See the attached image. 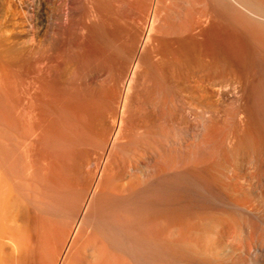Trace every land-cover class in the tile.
<instances>
[{"label": "bare ground", "instance_id": "1", "mask_svg": "<svg viewBox=\"0 0 264 264\" xmlns=\"http://www.w3.org/2000/svg\"><path fill=\"white\" fill-rule=\"evenodd\" d=\"M166 1L148 0L143 14V20L139 22L134 21L133 26L131 25L133 31L131 33L128 32L130 35L127 34V37L131 40L129 43H132L130 44L132 45V51L125 55L122 65L118 64L115 69H110L111 76L116 81V90L114 91H117V94L113 98L110 97L111 94L109 95L110 98L106 99L105 108L101 105L104 111L103 114L105 115L104 119H107L104 125L105 127L103 126L104 129H101V131L99 128V132L96 131L98 133H94V130L91 132L93 133L92 135H90L91 133H86L91 136V141L89 139L90 147L92 149L100 148L106 156L101 157L100 155L98 164L93 165L91 169L84 166L85 170L88 169V171L83 172L86 174H82L84 168L81 165H73L67 171H65L66 168H61L62 165H59L60 167H55L54 165L55 168L49 167L51 172L48 174L49 176H45L46 180L43 178L44 174H42L44 171L40 174L35 173L33 178H30L32 179V189H30L32 193L29 206L32 209V212H30L31 214L33 213V217H29V219H33V226L36 229L35 232L32 231L35 233L33 239L30 238L31 235L29 236L30 233L28 234L27 230L29 226L26 227L27 224L25 223L27 222V214L25 216L27 212L25 211L26 205L22 202L20 203V201H15V196H17L18 200L20 194L12 195L11 190L8 192L5 182L3 183L0 179V264H24L27 258L28 245L31 240H34L33 244L36 247L37 259L34 258L38 260L37 264H264V9H262V12L261 9L258 10L252 7V2L250 6L249 3L242 0H236L238 5H235V1L231 0L232 5L228 4L225 6L226 9L222 8L224 9L225 17H229L231 19L229 20L233 24H236V27L244 33L249 51H251V54L254 53L253 56L255 55V58L257 57L260 70L254 74L249 69L251 68L249 67L250 65L248 66L249 68L246 66L244 59V68L236 71V67H231L232 64L230 65L228 64L229 62L227 63L225 61V58H223L219 50L216 52L221 55L216 53L218 56L211 57V59L209 57L207 58L208 54L206 56L204 55L207 52L204 50L205 48L199 45V40L202 37L200 35L198 37L199 40L196 38L198 34H203L202 32L206 24L208 26L211 23L210 19L212 17L210 16L215 15V6L214 9L213 7H208L206 1V4L204 2L207 6L205 11L200 12L202 9L198 8L200 9L199 11L196 8V12L193 10L197 13L195 15L185 11L183 6H177V3H175V6H173L174 4L170 6ZM217 1L218 5L221 0ZM181 3H183V0ZM236 6L239 8H236ZM219 9L220 5L217 11ZM221 11L219 10L218 12L221 14ZM208 20H210L209 24L207 22ZM129 28L131 27L129 26ZM205 31L210 32L209 28ZM155 32L159 34H157V37L160 35L166 37L167 34H172L184 38L183 41L187 45L183 47V49L186 47L184 49L185 51L180 52L181 60L178 59L180 63L176 61V64L179 63L177 64L178 69L176 71L180 69L179 73H182L181 77L183 80L189 77L188 73H194V77H190V80L188 79V81L194 83V87L192 83L190 85L192 89L189 90L195 95L198 94V96L193 94L196 100L211 97L216 101L217 105L220 103V113H217L216 110L213 113V109L207 107V109L209 108L208 111L211 109L213 116L210 117L208 114L207 119L202 120L204 117H201V119L196 118L190 122L189 133L191 132L192 136V147H189L192 148L191 157L193 165H109V153L117 144L126 145L131 142L132 138L130 136L142 124L139 121L142 111H140L139 107L141 101L140 96L142 84L145 82L146 76H148L147 74L151 72L150 70L153 67L152 58H154L155 53L152 51L156 49L158 42V38L156 39V36H153ZM152 37H154V41L155 39L157 41L154 44L156 46H153L151 42V46H153V50L151 51L148 49V46L150 41H152ZM196 40L198 41V47L200 46L199 48H203V50L196 46ZM149 48L151 47L149 46ZM95 59L93 60L95 61ZM229 60L231 61V59ZM167 62L170 64V61ZM176 64L174 63L175 66ZM165 66H167V69L171 68L169 67L170 65ZM206 69L212 72V76L205 75ZM201 70L205 71V73L203 72L204 75L199 72ZM84 72H86V69ZM196 72L199 73L198 79L195 76ZM194 78H196L195 81L197 80L198 88H196V82L191 80H194ZM221 82H224V84L221 85ZM183 83H185V80ZM193 88L195 90L197 89V93L193 91ZM176 90L178 91V89ZM190 91L189 93H191ZM192 99L194 100V97ZM194 101L192 103H195ZM79 111L80 109L77 110V112ZM81 111L84 112L83 110ZM211 111H209L210 114ZM63 114L65 113L63 112ZM78 117L80 116L78 115ZM83 118L81 119L83 120ZM72 119L74 121V118ZM62 120L64 121V118ZM74 123L73 126L75 127ZM71 128L73 127L71 126ZM81 130L84 131V129ZM147 130L149 129L147 128ZM61 134H63V131ZM56 135L58 137V134ZM56 135L54 136L56 137ZM73 136H71V139ZM237 138L240 140L239 144L241 145V152L237 159V164L227 165L226 167L222 165L225 169L222 166L220 168L218 164L205 165L207 164L206 162H209L208 160L212 155L213 149H216L219 145L216 146L217 143H223L222 146L227 144L226 147L228 146L233 152V142ZM74 139L77 140L76 137ZM59 140L61 143L62 139ZM53 142L58 143V140ZM75 143L73 142L74 145ZM82 148H84L85 153L86 148L83 146ZM229 149L227 150L229 151ZM227 150L225 151L227 152ZM152 157L154 158V156ZM21 166H19V171ZM38 167L37 165L36 170H38ZM46 168L47 172L45 173H48V166ZM174 169L191 174L197 183L202 184L203 187L207 186L209 189L207 191L211 194L209 196L210 199L203 201V199L197 197L199 202L193 203L190 200L191 204L186 208L183 207L185 210L182 209V212L172 210L171 208V210L168 209L169 211L165 210V212H162L164 211L162 206V211L159 208L157 209L158 193L153 183L160 174ZM2 172L4 171L2 170ZM68 174L70 175L69 178H67L69 176ZM23 180L20 181L22 182ZM16 181L18 183L17 179ZM174 182L175 186L177 183L176 181ZM178 183H181V181H178ZM25 184L23 183L24 186H26ZM193 184L195 185V183ZM20 186H18L19 188L17 190L20 189ZM140 187L145 189V192L143 191L145 193V202L142 208L144 218H142V221H144V224H142L144 226L143 231L146 237V246L143 253L135 250L137 248L139 249V246L141 247L138 239L135 242L139 245H136L133 241L135 237H131V243V238L129 237L130 239L128 240L125 236V226L122 224V218L124 217H121L123 215L122 213L119 214V209H123L122 205L125 203L123 201L126 200L124 195H129L133 190H137ZM184 188L187 189V187ZM24 193H22L23 196H25ZM136 194L137 192L135 191ZM185 194L187 193L185 192ZM109 197L114 198L112 206L109 205ZM9 202L11 205L13 203V209L8 208V205L10 207ZM169 207H172V205H169ZM27 208L29 209V207ZM127 215H130V213ZM51 217H55L56 224L54 222L55 225L50 228L52 224L50 225L51 222L48 223V221H51ZM127 218L125 217V219ZM9 219L10 221L13 220V223L8 222ZM45 221L49 224V227L48 224H45ZM45 226L47 227L44 228ZM140 227L142 228V226ZM158 228L162 230L160 234L155 232ZM44 229H47V231ZM137 233L135 232V234ZM6 238H8V241L4 240ZM139 239L140 242L144 241L141 238ZM134 247L136 248L134 249ZM27 263L29 262L27 261Z\"/></svg>", "mask_w": 264, "mask_h": 264}, {"label": "rangeland", "instance_id": "2", "mask_svg": "<svg viewBox=\"0 0 264 264\" xmlns=\"http://www.w3.org/2000/svg\"><path fill=\"white\" fill-rule=\"evenodd\" d=\"M206 1L208 7H213V9L216 7V13L215 15L210 16L212 17L211 19L209 18L211 23L210 20H208L207 22L210 24L208 26L206 24L205 26L209 28L210 32L208 33L205 31L207 28L205 29L204 27L205 30L203 29V34H198L196 38L199 40L198 37H200V35L203 38V41L202 38L199 40L201 43H199V45L205 48L204 50H206L207 53L204 51V55L206 56V54H208L207 58L209 57V59H211V57L213 58L214 56H218L216 55V53H218L216 51L219 50L223 58H225V61L227 63L229 62L228 64L230 65L232 64L231 67L237 68H235L236 71H240L244 68V59L246 66L248 67L250 65L249 67L251 68L248 67L250 71L254 72V74L257 73L260 70L257 57L255 58V55L253 56L254 53L251 54V51H249L244 33L238 27H236V24H233L230 21L231 19L229 17H225V13L223 12V10L226 9V5H232L231 0H221L223 3L219 2L218 5L217 0H183V3H181L182 0H167L166 2L170 6L173 4V6H175V3H177V6H183L184 10L188 13L197 15L195 12L198 8L202 9L201 11L198 9L200 12L203 10L205 11V8H207L205 5ZM234 1L236 3L235 5H238L236 0ZM242 1L249 3L250 6L253 3L252 7L257 8L258 10L261 9L262 11V9H264V0ZM147 4L148 0H0V166L3 165L5 167H0V177L2 176L0 179L3 183L5 182L8 192L11 190L12 195L20 194L21 197L19 196L17 200V196H15L16 200H14L17 202L20 201V203L22 202L26 205L25 211L27 212L25 213V216L27 214L26 221L29 224L27 222L25 223L27 224L26 227L29 226L27 230L28 234L30 233L29 236H32H30L31 239H33L35 236L34 232L36 229L33 226V219H29V217H33V213L31 214L32 209H30L31 207L29 206L32 193V190H30L32 189V179L30 178H33L35 173L40 174L44 171V173H42L44 174V177L43 175L41 176L46 180V177L49 176L48 174L51 172L49 167L55 168L60 167L61 165V168H66V170L64 169L65 171H67V169H71L73 165H81L84 168V171L82 170V174H86L83 172L88 171V169H91L93 165L98 164L100 155L101 157L106 156V154L103 153L100 148L92 149L90 147V135L93 134L91 132L94 130V133H98L99 128L101 131V129H104L105 127L104 125L107 119H104L105 115L103 114L104 111L102 107L105 106L107 98H113L115 97V94H117V91H114L116 90V81L115 79L113 80V76H111V70L115 69L118 64L122 65L125 55L132 51V45H130L132 43H129L131 40L127 37V34L128 32L131 33V31H133L132 26L134 21L139 22L140 20H143V14ZM219 5V10H222L221 14L218 12L219 10L217 11ZM236 8L239 7L236 6ZM189 9L191 10L189 11ZM193 10H195V12ZM135 18H137V20H135ZM129 26L131 28H129ZM155 34L153 36H156V39L158 38V42L156 44L157 46L154 45L155 41H157L156 39L154 41V37H152V41H150L149 44L152 49L148 46V49L151 51L153 50V46H156V49L152 51L155 53L153 56L154 58H152L153 67L150 70L151 72H149L151 74H147L148 76H146L145 82L143 83L144 85L142 84L140 96L141 101L139 107L140 111L142 110V116L140 115L139 121H141L140 124H142L135 132L132 133L133 137L130 136L132 140L129 143L131 144L128 143L126 145H122L119 143L109 153V165H193V160L191 157L192 136L191 132L189 133L190 122L196 118L201 119V117H204L202 120L205 118L207 119L208 114L210 117L213 116L215 110L217 113H220L221 104L218 103L217 105L216 101H214V99L211 97H208V99L205 97L206 100L205 98L200 100L195 99V96H198V94L195 95L192 91H190L192 89L190 85H192L193 82L191 83L188 81V79L190 80V77H194V73H188L189 77L184 79L185 83H183L184 80L181 77L182 73H179L180 69L176 71V69H178L177 64L180 63L178 59L181 60V53L186 48L185 47L183 49V47L187 45V43L183 41L184 38L176 35L174 36L172 34H167L166 37L161 35L157 37L159 34ZM203 35L206 37H203ZM197 40L195 43L198 47ZM151 42L153 46H151ZM203 48L199 49L203 50ZM93 59H95V61ZM229 59H231V61ZM167 61H170V64H168L169 62ZM176 61L179 63L176 64ZM165 65H170L169 67L171 68L167 69V66ZM85 69L86 72H84ZM201 71L199 72L203 75L206 71L205 75L212 76V72L207 71V69L205 71ZM198 74L199 73L196 72L195 76L197 79ZM218 75L220 76V74ZM195 79L196 78L191 80L195 81ZM220 84L222 85L224 82H221ZM195 85L196 88L199 87L197 82ZM175 87L178 89V91L175 89ZM189 91L192 94L189 93ZM193 91H196L197 93V89L195 90L193 88ZM106 93L108 94V97ZM192 96L194 97L195 101L192 99ZM102 99H104L103 102ZM193 101L195 103H192ZM207 107L213 109V113L211 109L209 110L211 111L212 115L208 111L209 108L207 109ZM78 109H80L79 112H77ZM63 112L66 114V116L63 114ZM78 115L81 118L84 117L83 120L80 117L77 118ZM63 118L64 121L62 120ZM72 118H74V121ZM73 123L75 127L73 126ZM71 126L73 128H71ZM147 128L149 130H147ZM81 129H84V131ZM62 131L63 134H61ZM86 133L91 134L88 135ZM139 133H141V135H139ZM56 134H58V137ZM54 135H56L57 139ZM71 136H73L72 139ZM75 137L77 140L74 139ZM142 138L144 139L143 141ZM53 139L58 140V143L53 142L55 141ZM59 139H62L61 143L59 142ZM63 140L64 144L62 143ZM239 142L240 140L238 138L234 139L233 152L228 146L226 147L227 144L224 143L225 145L222 146V142V144L217 143L216 146L218 144L219 145L216 147V149L214 148L215 150L213 149L212 155L208 160L209 162L204 164H218L220 168L222 165L225 167L227 165H235L241 152V145ZM50 145H53V147ZM82 146L86 148L85 153ZM88 147L91 149L89 150ZM227 149H229L230 152ZM225 150H227V152ZM79 154H81V156H79ZM83 155L85 159H83ZM151 155L154 156V158ZM20 165H22L20 167L21 172L19 171ZM37 165L39 166L38 170H36ZM88 165L91 167L89 168ZM46 166H48V173H45L47 172ZM84 166H87L88 169L85 170ZM13 168H15V170H13ZM222 168L225 169L223 166ZM2 170L4 172H2ZM179 171L180 170L178 169L168 172L166 171L164 173L167 176L162 173L153 183V186L158 193L156 194L158 197L157 206H159H156V208H159V210L161 209L162 211L163 207L164 211L162 212H165V210L169 211L171 209L182 212L185 210L184 208L191 204V201L193 203L199 202V199H203V201L210 199L209 196L211 194L208 193L209 189L207 186L204 185L206 187L205 188L202 186V184L200 185L197 183L191 174L182 170L180 171V174ZM170 172L172 176L170 175ZM69 177L70 175L67 178ZM174 178L176 179L174 180ZM16 179L18 180V183ZM20 180L23 181L21 182ZM172 180L176 181L177 184H175V186V182ZM178 181H181V183H178ZM166 182L168 183L167 185ZM23 183H26V186H24ZM193 183H195V185ZM20 184H22L24 188L22 185L20 186ZM18 186H20L19 190H17L19 188ZM184 187H187V189ZM143 189V187H140L137 188V190H133L129 195H124L126 200L123 201V197L122 201L123 203L125 202V205L122 203L123 205H121L123 206V209H119V214L122 213L123 215H121V217H124L122 218V224L125 226V236L128 240L131 237H135L133 238L134 242L137 239L139 240L138 242L139 244L141 243V247L139 246V249H135L136 247H134V249L141 253L144 252L146 246V237L144 236L143 231L144 221H142V208L145 202V189ZM26 191H28V194L24 193ZM135 191L137 192L136 195ZM174 192H176L178 195ZM185 192L187 194H185ZM22 193H24L25 196H23ZM197 197L200 198L197 199ZM21 199L23 200L21 201ZM162 199L164 200V203L162 202ZM108 200H110L109 205L112 206L114 198L109 197ZM26 201H28V203H26ZM203 201L201 200V202ZM12 205L10 203L11 208L9 205L8 208L13 209ZM169 205H172V207H169ZM125 206H127V209ZM27 207H29V209ZM126 210L129 211L127 212ZM129 213L130 215H127ZM112 214L114 213L112 212ZM8 217L11 219L10 216ZM125 217L127 219H125ZM54 218L55 217H51V221H48V223L51 222L50 225L52 224L50 228L56 224V219ZM10 219L8 222L13 223V220L10 221ZM48 223L45 221L46 225ZM140 226H142V228ZM46 227L47 226L44 228ZM158 229L155 232L160 234L162 230ZM44 230L47 231V229ZM135 232H138L139 234H135ZM139 238L144 241L140 242ZM4 240L8 241V238ZM33 242L34 240H31L28 245L27 258L24 264L38 263V260H36V247L34 246ZM130 242L132 243V238ZM139 244L137 243L136 245ZM27 261L29 263H27Z\"/></svg>", "mask_w": 264, "mask_h": 264}]
</instances>
